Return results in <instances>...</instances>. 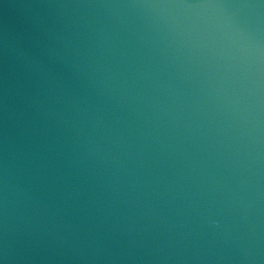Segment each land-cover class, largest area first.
Here are the masks:
<instances>
[{
    "label": "water",
    "instance_id": "water-1",
    "mask_svg": "<svg viewBox=\"0 0 264 264\" xmlns=\"http://www.w3.org/2000/svg\"><path fill=\"white\" fill-rule=\"evenodd\" d=\"M0 264H264V0H0Z\"/></svg>",
    "mask_w": 264,
    "mask_h": 264
}]
</instances>
